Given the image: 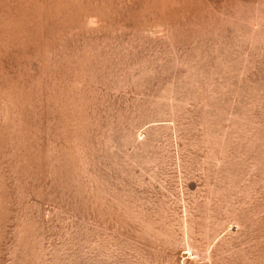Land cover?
Returning <instances> with one entry per match:
<instances>
[{
	"label": "rangeland",
	"instance_id": "obj_1",
	"mask_svg": "<svg viewBox=\"0 0 264 264\" xmlns=\"http://www.w3.org/2000/svg\"><path fill=\"white\" fill-rule=\"evenodd\" d=\"M0 264H264V0H0Z\"/></svg>",
	"mask_w": 264,
	"mask_h": 264
}]
</instances>
